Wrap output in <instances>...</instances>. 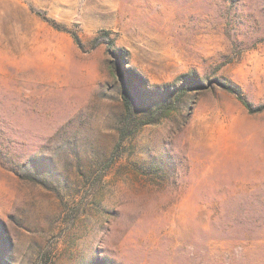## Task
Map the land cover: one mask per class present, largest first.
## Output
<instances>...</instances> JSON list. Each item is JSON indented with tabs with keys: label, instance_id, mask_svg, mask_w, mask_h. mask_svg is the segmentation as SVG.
I'll return each mask as SVG.
<instances>
[{
	"label": "rangeland",
	"instance_id": "obj_1",
	"mask_svg": "<svg viewBox=\"0 0 264 264\" xmlns=\"http://www.w3.org/2000/svg\"><path fill=\"white\" fill-rule=\"evenodd\" d=\"M0 264H264V0H0Z\"/></svg>",
	"mask_w": 264,
	"mask_h": 264
},
{
	"label": "trees",
	"instance_id": "obj_2",
	"mask_svg": "<svg viewBox=\"0 0 264 264\" xmlns=\"http://www.w3.org/2000/svg\"><path fill=\"white\" fill-rule=\"evenodd\" d=\"M73 37H74V40L76 41V43H80V41H79V38H78V36L76 35V34H73ZM239 99H241L242 100V103L245 105V106H247L248 107V102L246 101V100H243L242 98H241V96H239Z\"/></svg>",
	"mask_w": 264,
	"mask_h": 264
}]
</instances>
